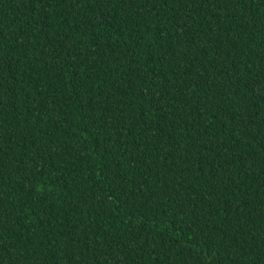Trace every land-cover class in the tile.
Masks as SVG:
<instances>
[{
    "label": "trees",
    "instance_id": "1",
    "mask_svg": "<svg viewBox=\"0 0 264 264\" xmlns=\"http://www.w3.org/2000/svg\"><path fill=\"white\" fill-rule=\"evenodd\" d=\"M0 264H264V0H0Z\"/></svg>",
    "mask_w": 264,
    "mask_h": 264
}]
</instances>
